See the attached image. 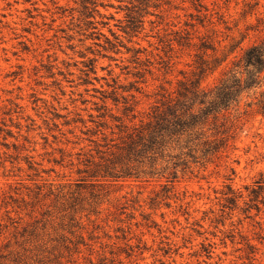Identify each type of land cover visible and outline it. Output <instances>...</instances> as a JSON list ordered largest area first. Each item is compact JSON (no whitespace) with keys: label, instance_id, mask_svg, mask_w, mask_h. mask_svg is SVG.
Segmentation results:
<instances>
[{"label":"rangeland","instance_id":"rangeland-1","mask_svg":"<svg viewBox=\"0 0 264 264\" xmlns=\"http://www.w3.org/2000/svg\"><path fill=\"white\" fill-rule=\"evenodd\" d=\"M93 1L0 0V264H264V72L202 128L217 152L128 154L168 100L245 77L264 0Z\"/></svg>","mask_w":264,"mask_h":264},{"label":"trees","instance_id":"trees-1","mask_svg":"<svg viewBox=\"0 0 264 264\" xmlns=\"http://www.w3.org/2000/svg\"><path fill=\"white\" fill-rule=\"evenodd\" d=\"M78 1L84 10H87L89 5L96 8V3L93 0ZM263 29L264 17L257 19L255 31L261 32ZM234 67L242 70L240 74H244L245 77H238V72L229 71L224 74L219 84L208 93L199 91L198 85L193 86L191 91H186L180 95L182 99H187L186 102L183 101L182 103L183 108L181 110L183 111L176 109L178 105H172V101L168 100L166 109L155 115L153 124H150L139 133L140 135H137L141 144L132 146L128 154L131 153L132 156H135V154L142 152L159 150L166 148L173 142L181 148H187L188 151H191V146L199 147L200 151L206 154L217 152L225 146L227 140L224 138L219 141L205 140L200 144V140L203 138L201 130L209 118L217 121L222 113H226L232 106L239 104L243 93L260 87L262 83L260 76L264 72V36L243 52ZM199 73H204V71ZM187 94L190 96L189 98H187ZM188 102L191 104L186 105ZM255 106L257 113L264 117V93L259 95ZM194 107L197 111H194ZM195 141L198 143L194 144ZM182 144L184 147L181 146ZM140 146L142 149L139 148ZM262 185L263 183L259 182L258 189H253L250 192V196L253 197L250 202H256L264 194L262 193Z\"/></svg>","mask_w":264,"mask_h":264}]
</instances>
